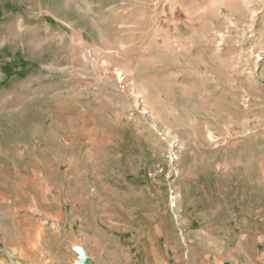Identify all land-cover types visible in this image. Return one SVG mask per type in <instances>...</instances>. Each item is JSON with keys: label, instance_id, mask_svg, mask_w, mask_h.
Returning a JSON list of instances; mask_svg holds the SVG:
<instances>
[{"label": "rangeland", "instance_id": "374dc122", "mask_svg": "<svg viewBox=\"0 0 264 264\" xmlns=\"http://www.w3.org/2000/svg\"><path fill=\"white\" fill-rule=\"evenodd\" d=\"M80 249L264 264V0H0V264Z\"/></svg>", "mask_w": 264, "mask_h": 264}, {"label": "water", "instance_id": "95a60500", "mask_svg": "<svg viewBox=\"0 0 264 264\" xmlns=\"http://www.w3.org/2000/svg\"><path fill=\"white\" fill-rule=\"evenodd\" d=\"M78 255H80L78 264H90L91 263V259L88 257V255H86L85 250L80 249L78 251Z\"/></svg>", "mask_w": 264, "mask_h": 264}, {"label": "built area", "instance_id": "2783aa9c", "mask_svg": "<svg viewBox=\"0 0 264 264\" xmlns=\"http://www.w3.org/2000/svg\"><path fill=\"white\" fill-rule=\"evenodd\" d=\"M176 156H173L172 159L175 160ZM177 194L175 192H172V197H171V200H170V205L172 207H176L177 205Z\"/></svg>", "mask_w": 264, "mask_h": 264}]
</instances>
